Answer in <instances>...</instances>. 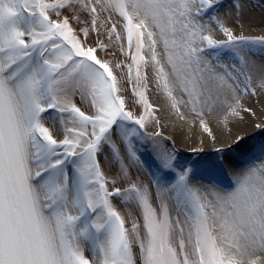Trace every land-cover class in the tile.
<instances>
[{"label": "snow or ice", "instance_id": "snow-or-ice-1", "mask_svg": "<svg viewBox=\"0 0 264 264\" xmlns=\"http://www.w3.org/2000/svg\"><path fill=\"white\" fill-rule=\"evenodd\" d=\"M218 3L0 0V264H257L254 257L264 254V162L235 174L230 192L192 187L188 169L168 187L131 172L142 163L133 136L153 141L162 167L172 168L174 160L159 144L160 120L139 90L146 87L145 32L157 87L162 82L180 120L211 135V118L255 115L245 102L264 96V57L236 46L264 47V35H237L228 26L244 27L246 0L205 20ZM102 17L111 21L107 41L100 39ZM217 31L226 39H214ZM113 41L129 61L114 65L126 68L133 84L127 101L107 58ZM225 47L235 49V61L206 54ZM137 104L144 114L134 113ZM50 111L58 128L44 115ZM118 120L138 127L113 129ZM256 129H264V119ZM105 145L119 161L117 173L102 170ZM117 196L137 202L142 222L129 213L126 227Z\"/></svg>", "mask_w": 264, "mask_h": 264}, {"label": "rangeland", "instance_id": "rangeland-1", "mask_svg": "<svg viewBox=\"0 0 264 264\" xmlns=\"http://www.w3.org/2000/svg\"><path fill=\"white\" fill-rule=\"evenodd\" d=\"M238 0H219L217 5H214L212 8L208 9L207 12L204 14V19H208V17L212 16L215 13H219L223 10L229 9L234 6ZM137 20H134V23H137ZM244 27L240 28L236 24H230L229 27L236 29L238 32H244L247 27H255V28H264V0H246L245 4V19L243 21ZM99 25V32L101 33L100 39L107 41V30L111 28V21H105L102 17L100 21H98ZM119 30V29H118ZM153 31H158L157 29L153 28ZM219 32V31H217ZM221 33V32H219ZM96 33L93 32L89 38V43L95 42ZM226 39V38H223ZM222 40V39H221ZM144 44L145 47L142 49L141 54L145 57V61H142L140 64V71L141 75L144 78V82L146 87H142L139 90L145 93V98L147 99L148 103L152 105L151 108V115L158 118L160 120V127L156 128L155 130L160 132L162 138L159 141V144L168 149L169 151L174 153V160H173V167L172 168H164L160 164V161L157 159V156L154 151L153 141L151 139L145 138L143 135L140 136H133L131 137L132 143L134 148L136 149L137 155L140 158L141 166L139 169L133 168L131 172L133 173V178L139 177L144 183H149L150 185L155 182L161 187H168L173 185L177 180V174L180 171L185 169L190 170L189 178L192 176L193 181L198 183V181H208L209 183L214 184L212 180H214V175L216 174V170H221L224 175L223 169V162L226 165L231 167L234 162H239L243 165H249L253 163L256 159H260L264 157V129H256L255 131H251L247 134H242L243 138L237 144H231L228 147H224L227 143V140H220L219 137L217 139H213L215 144L212 145L213 148L211 149H196L190 146L189 134L191 131H187L185 133V141L183 138L175 137L174 141L177 144H183V148L177 147L180 145H176L175 142H172L170 138L167 136L169 132L168 127L169 124H162L163 118L161 114L158 112L159 105L165 104L169 102V97L167 92L164 90L161 82V86L157 87V70L153 66L151 61V52L148 48V40H147V32L144 33ZM124 47L127 48V41L125 38ZM237 48H241L246 52H250L254 54V58L259 60L261 57H264V47L261 46H251V45H237ZM235 49L231 47H225L223 49H218L215 53H206L209 56H219L221 58H226L229 55L232 56L231 59H236L234 56ZM157 53L158 58L163 55V44L160 43L157 45ZM100 56H105V53H100ZM107 58L113 60V74L117 77L118 80V87H122L126 89L124 95L125 99H127L132 95V87L133 84L128 82L127 80V69L124 68L123 71L114 67L116 63L121 65L128 63L129 61L126 58V53L121 54L119 50V44L113 41L110 45L107 53ZM170 67L166 66L165 71H169ZM135 75V68L133 69V76ZM174 95H178V93H173ZM79 106V105H78ZM83 108V106H82ZM134 113L144 114L145 109L143 105L137 104V106L133 109ZM46 118H51L50 122L53 123L57 128L59 127L58 123L56 122V114L54 112H48L44 114ZM171 120L173 121L174 113H171ZM174 118V119H173ZM167 120V119H166ZM170 120V123L172 122ZM177 120V119H176ZM131 129L135 127L133 122L130 121H117L116 124L113 125V129L119 128ZM191 128V127H190ZM148 131H153L151 125L148 127ZM189 132V133H188ZM201 134V133H200ZM202 135V134H201ZM241 135V134H240ZM225 137V135H224ZM115 138V137H114ZM227 138V137H226ZM218 140V141H217ZM136 142V144L134 143ZM232 141V139H231ZM203 146L207 145L208 143H212L211 141H207L205 137L202 136V140L200 141ZM221 144L217 146V143ZM231 143V142H230ZM105 151L99 153L101 159V166L102 170L108 174L109 169L111 172L117 173L120 171V164L119 161L114 157L111 149L105 145ZM123 152L126 156L127 148L123 149ZM260 161V160H259ZM264 162V161H263ZM261 163V162H259ZM258 163V164H259ZM257 164V165H258ZM66 171L69 174H72L73 168L71 165L67 166ZM226 176V175H225ZM217 187V186H216ZM230 185L224 184L218 188L221 191L228 192ZM230 192V191H229ZM113 203L116 207V210L121 214L122 217L126 220V227H131V221L129 219V213L132 216L136 217L138 220L142 218L139 215V207L136 201L129 199L128 201H124L122 197L117 196L114 198ZM158 203V202H157ZM171 210L175 211V204L170 205ZM86 257L90 256V251H86Z\"/></svg>", "mask_w": 264, "mask_h": 264}, {"label": "bare ground", "instance_id": "bare-ground-1", "mask_svg": "<svg viewBox=\"0 0 264 264\" xmlns=\"http://www.w3.org/2000/svg\"><path fill=\"white\" fill-rule=\"evenodd\" d=\"M235 34L240 35L244 34L247 36H260L264 35V28H255V27H247L244 32H238L236 29H233ZM214 39H223L226 38L223 36V33L216 32L213 34ZM218 49H208L207 53H215ZM213 58L216 57L212 56ZM221 58V57H220ZM232 56L228 54L226 58H221L222 62L229 63L235 61L234 59H231ZM264 99V96H254L251 100H248L245 102V106H248L249 104L252 106L253 112H255V115L253 116L251 113H241V117L236 118H229L227 122H224V120L211 118L210 119V129H211V135L206 132L199 123H193L191 120H180L178 116L175 115L174 111L172 110L170 104L165 103L162 105H159L158 112L161 114L163 121L162 124H169L170 127H168L169 132L167 133V136L170 138L172 142H175V137L183 138V141H185V133L187 134L188 129L191 131L189 134V140L190 146L196 149H211L213 148L212 145L215 144V141L213 139H217L219 137L220 140H227V143L231 142V139L237 134H247L251 132V129L253 128L254 124L259 123L261 119H264V102H261V100ZM170 102V101H169ZM174 113V120H171V113ZM167 119V120H166ZM177 119V120H176ZM170 120L172 121L170 123ZM191 127V128H190ZM188 132V133H189ZM202 135H201V134ZM225 135V137H224ZM202 136L207 139V141H211L212 143H208L207 145L203 146L200 142L202 140ZM227 137V138H226ZM218 141V140H217ZM176 143V142H175ZM180 145L177 147L183 148V144H177ZM219 142L217 143V146H220ZM260 160V161H259ZM264 157H261L260 159H256L253 161V163L249 165H243L239 162L232 163L233 165L228 167L225 162H223V169L224 173L227 175L228 179L232 183L229 187V191H233L236 187L234 175L237 173H242L246 171L248 168L253 167L257 165L259 162H263ZM192 176L189 178V183H191V186L194 188H199L201 191H204V188L208 187H214L217 190H220V188L216 187L215 185L209 183L208 181H198V183L194 182L192 179ZM228 191V192H229ZM256 259L257 264H264V254H258L257 257H254Z\"/></svg>", "mask_w": 264, "mask_h": 264}]
</instances>
